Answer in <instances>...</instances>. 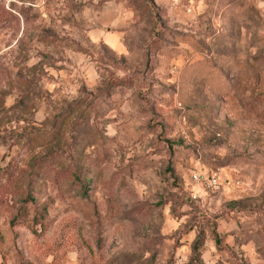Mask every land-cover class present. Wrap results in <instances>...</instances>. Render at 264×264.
I'll return each mask as SVG.
<instances>
[{
  "label": "rangeland",
  "instance_id": "1",
  "mask_svg": "<svg viewBox=\"0 0 264 264\" xmlns=\"http://www.w3.org/2000/svg\"><path fill=\"white\" fill-rule=\"evenodd\" d=\"M0 264H264V0H0Z\"/></svg>",
  "mask_w": 264,
  "mask_h": 264
}]
</instances>
